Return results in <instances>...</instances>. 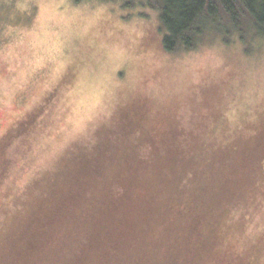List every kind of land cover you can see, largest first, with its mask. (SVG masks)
<instances>
[{
    "label": "rangeland",
    "instance_id": "obj_1",
    "mask_svg": "<svg viewBox=\"0 0 264 264\" xmlns=\"http://www.w3.org/2000/svg\"><path fill=\"white\" fill-rule=\"evenodd\" d=\"M124 2L0 0V264H264V36Z\"/></svg>",
    "mask_w": 264,
    "mask_h": 264
},
{
    "label": "trees",
    "instance_id": "obj_2",
    "mask_svg": "<svg viewBox=\"0 0 264 264\" xmlns=\"http://www.w3.org/2000/svg\"><path fill=\"white\" fill-rule=\"evenodd\" d=\"M136 3L137 0H125L124 6L130 8ZM145 4L159 12L166 30L163 46L168 52L194 49L207 36H219L227 43L235 36L244 43L264 36V0H145ZM210 212L212 218L216 216L213 207ZM189 218L193 221L189 229L195 224L194 229L205 239L215 219L199 224L196 215ZM187 244L184 239L183 245ZM150 262L154 263V259Z\"/></svg>",
    "mask_w": 264,
    "mask_h": 264
}]
</instances>
